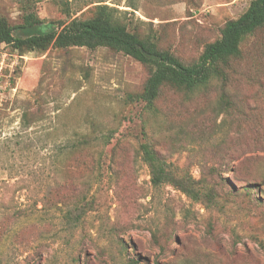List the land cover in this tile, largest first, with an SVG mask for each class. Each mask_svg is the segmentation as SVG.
Here are the masks:
<instances>
[{"label": "rangeland", "instance_id": "rangeland-1", "mask_svg": "<svg viewBox=\"0 0 264 264\" xmlns=\"http://www.w3.org/2000/svg\"><path fill=\"white\" fill-rule=\"evenodd\" d=\"M252 1L0 0V17L68 22L107 5L191 65ZM226 72L164 87L151 111L128 98L151 69L123 53L0 44V264H264V29ZM144 144L200 199L155 186Z\"/></svg>", "mask_w": 264, "mask_h": 264}, {"label": "trees", "instance_id": "trees-1", "mask_svg": "<svg viewBox=\"0 0 264 264\" xmlns=\"http://www.w3.org/2000/svg\"><path fill=\"white\" fill-rule=\"evenodd\" d=\"M24 11L23 23L17 27L10 26L0 17V44L20 52L85 47L92 50L109 48L123 53L151 69L142 92L128 96L132 102H143L151 111L166 86L193 91L214 79H226L230 60L240 56L244 39L264 29V0H253L238 19L224 25L217 40L205 46L196 63L186 65L170 51L159 49L151 39H141L137 33L129 31L126 25L115 20L113 9L107 5L96 6L91 18L68 22H48L28 9ZM18 28L26 31V35L16 34ZM142 157L155 186L172 185L193 200L200 199L198 181L174 174L150 145H142Z\"/></svg>", "mask_w": 264, "mask_h": 264}]
</instances>
